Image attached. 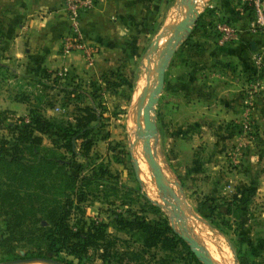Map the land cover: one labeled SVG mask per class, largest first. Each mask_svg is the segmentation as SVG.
<instances>
[{
	"label": "rangeland",
	"instance_id": "374dc122",
	"mask_svg": "<svg viewBox=\"0 0 264 264\" xmlns=\"http://www.w3.org/2000/svg\"><path fill=\"white\" fill-rule=\"evenodd\" d=\"M171 9L164 7L165 18ZM217 18L204 13L203 28L182 39L149 111L155 125L150 148L176 198L155 184L139 114L156 81L168 28L149 52L157 26L143 32L135 25L98 69L97 47L86 41L90 59L78 50L63 53L59 43V55L75 53L82 62L55 68L21 53L10 59L0 48V140L14 138L30 117L40 120L31 124L36 128L25 126L39 139L29 152L22 148V156L39 174L17 226L8 229L9 210L0 207V259L202 264L183 234L213 264H264V42L253 51L245 46L240 57L207 58L208 45L219 51L232 43L216 41ZM176 65L182 78L191 74L188 80H177ZM44 121L78 124L71 151L54 147L53 128ZM3 147L14 146L6 140ZM51 155L68 161L57 167L42 159ZM57 177L65 179L61 185Z\"/></svg>",
	"mask_w": 264,
	"mask_h": 264
},
{
	"label": "crops",
	"instance_id": "0c3cea01",
	"mask_svg": "<svg viewBox=\"0 0 264 264\" xmlns=\"http://www.w3.org/2000/svg\"><path fill=\"white\" fill-rule=\"evenodd\" d=\"M196 4L202 5V8L197 9L195 6L198 16L189 33L193 34L195 27L203 28L201 17L204 13L209 18H226L238 30L232 43L220 46L221 50L215 51L214 47L208 45L202 52L207 58L224 60L240 57L245 46L253 51L258 44L264 42L263 35L250 32L249 18L239 2L197 0ZM181 5L177 0H95L91 9L81 14L79 21L84 40L97 47L94 67L98 69L105 64L108 54L119 47L124 33L128 34L135 25L142 26L143 32L147 31V26H157L156 30H153V34H156L175 17L178 16V20L184 9ZM164 7L172 8L166 18L162 14ZM174 7L181 9L176 13ZM204 10L211 12H203ZM66 29V14L60 0H0V48L10 59L21 53L26 57L38 58L48 68L82 62L75 53L65 56L58 54L59 37ZM180 44L173 50L168 64L175 54H180L181 51L176 49ZM171 69L175 74H179L177 80L180 82L182 74L179 73V67L176 65ZM190 75L186 71L182 79L188 80Z\"/></svg>",
	"mask_w": 264,
	"mask_h": 264
},
{
	"label": "trees",
	"instance_id": "16d2710c",
	"mask_svg": "<svg viewBox=\"0 0 264 264\" xmlns=\"http://www.w3.org/2000/svg\"><path fill=\"white\" fill-rule=\"evenodd\" d=\"M235 2H239V0H235ZM241 8L243 12H245L249 18H252V7L251 4L243 1L241 4ZM205 12H211L210 10H205ZM217 19H224L229 21L226 18L219 17ZM200 22V21H199ZM230 22V21H229ZM21 122L23 118H18ZM40 125V120L35 117H30L28 124L23 123V128H19L18 133L12 137V139H5L0 140V207L6 206L9 210V216L7 218L8 222V229H12V227L17 226L18 223L21 221V217L26 210V202L24 201L25 198H28L30 195V185L35 183V178L38 176V168L34 165V163L26 164L25 158L22 156V148L29 152L32 146L35 143V139H39V137L32 136L29 137L26 134L25 126L29 125L31 129L36 128L32 127L31 124ZM45 125L48 128H53L51 133L55 136L51 139L52 144L54 147L63 146L64 149H68V151L72 150L73 139L72 137L74 134L79 130L76 129L78 124H71L69 122L66 123V127L57 126V125H50L49 122L44 121ZM41 127L39 130H41ZM46 129V126H45ZM24 130V131H22ZM6 140L11 144V148L13 150L7 151L3 146L6 143ZM13 140V141H12ZM30 143V144H29ZM18 145H20V153L16 152L18 149ZM7 155L8 158H4L3 155ZM45 159L46 162L55 163L58 167L60 163L65 164L68 160H65V157L60 155H51L42 157ZM58 184L61 181L65 180L63 177H57ZM61 185V184H60ZM23 200V202H22ZM20 208L21 212H17V209ZM4 209V208H3ZM179 240L182 241L180 237H177ZM194 257V255L192 254ZM13 258H17L16 256L7 255L0 260L3 262L12 260ZM67 264H71L70 262H66Z\"/></svg>",
	"mask_w": 264,
	"mask_h": 264
},
{
	"label": "water",
	"instance_id": "95a60500",
	"mask_svg": "<svg viewBox=\"0 0 264 264\" xmlns=\"http://www.w3.org/2000/svg\"><path fill=\"white\" fill-rule=\"evenodd\" d=\"M180 4L184 5L185 11L184 14L175 22H172L168 25L163 26L150 40L148 51L151 52L155 50L158 46L159 40L165 35V29L168 28L169 37L164 42L163 50L161 52V57L159 59L158 66L156 68V81L147 95L145 104L142 107V148L147 155V164L149 165L155 184L162 193L168 192L169 194L174 195L171 187L165 183L161 178V172L158 166L155 163L153 153L150 148L149 138L150 130L154 129L155 125L150 120L149 111L152 108L153 103L156 101V95L162 88L164 70L168 64L169 58L175 49V47L185 38L186 34L190 31L191 25L194 23L198 16V10L194 6V0H177ZM252 42L250 41V44ZM176 198V197H175ZM182 239H184L193 255L202 263V264H213L209 257L204 253V251L193 241L190 237L180 234ZM34 259H40L50 264H66L57 259L44 257H27V258H17L7 261L8 264H19Z\"/></svg>",
	"mask_w": 264,
	"mask_h": 264
},
{
	"label": "built area",
	"instance_id": "2783aa9c",
	"mask_svg": "<svg viewBox=\"0 0 264 264\" xmlns=\"http://www.w3.org/2000/svg\"><path fill=\"white\" fill-rule=\"evenodd\" d=\"M243 1L250 3L252 7V18L248 21L250 32L264 33V0H239V4ZM94 2L95 0H60L68 21L67 30L59 40L63 53L78 50L86 59L91 58V47L82 36L79 21L81 14L91 9ZM213 28L217 35L216 41L220 44L235 39L238 33L237 28L224 19L216 20Z\"/></svg>",
	"mask_w": 264,
	"mask_h": 264
},
{
	"label": "bare ground",
	"instance_id": "6f19581e",
	"mask_svg": "<svg viewBox=\"0 0 264 264\" xmlns=\"http://www.w3.org/2000/svg\"><path fill=\"white\" fill-rule=\"evenodd\" d=\"M196 1L197 0H194V6H197V4H196ZM181 6H183L184 7V5H181ZM184 11H185V7H184V9H183V11H182V13H180L181 14V16L184 14ZM178 18V17H177ZM164 40V36L159 40V42L158 43H160V42H162ZM143 81V80H142ZM142 109V108H141ZM141 112V111H140ZM139 112V114H140V116L142 115L141 113ZM139 117V116H138ZM139 119V118H138ZM141 121V120H140ZM137 173L139 174V169L137 168Z\"/></svg>",
	"mask_w": 264,
	"mask_h": 264
}]
</instances>
